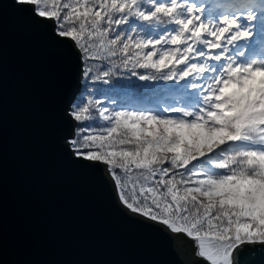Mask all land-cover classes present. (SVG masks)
I'll use <instances>...</instances> for the list:
<instances>
[{"label":"snow or ice","instance_id":"6c2138e0","mask_svg":"<svg viewBox=\"0 0 264 264\" xmlns=\"http://www.w3.org/2000/svg\"><path fill=\"white\" fill-rule=\"evenodd\" d=\"M11 2L78 62L85 89L127 78L146 95L135 77L183 90L187 103L151 109L73 97L64 154L101 169L136 223L194 240L208 264H254L264 254V0ZM98 118L105 127L86 123Z\"/></svg>","mask_w":264,"mask_h":264},{"label":"water","instance_id":"95a60500","mask_svg":"<svg viewBox=\"0 0 264 264\" xmlns=\"http://www.w3.org/2000/svg\"><path fill=\"white\" fill-rule=\"evenodd\" d=\"M0 3V264H208L192 239L122 212L101 169L67 159L78 62Z\"/></svg>","mask_w":264,"mask_h":264},{"label":"trees","instance_id":"16d2710c","mask_svg":"<svg viewBox=\"0 0 264 264\" xmlns=\"http://www.w3.org/2000/svg\"><path fill=\"white\" fill-rule=\"evenodd\" d=\"M135 85L148 84L149 87L141 90L133 86L125 87L128 83L127 78L122 79V83L113 87L116 78H113L112 84H104L103 82H86L87 88L81 87L79 97L83 93L85 102L89 97L100 100L104 106H125L129 109H151L156 107H164L169 104L180 106L187 103V97L183 90L176 91L170 88L166 82H142L138 81L135 77L131 78ZM111 90L109 91V89ZM93 127L100 129L106 126V122L99 118L94 121H89Z\"/></svg>","mask_w":264,"mask_h":264},{"label":"rangeland","instance_id":"374dc122","mask_svg":"<svg viewBox=\"0 0 264 264\" xmlns=\"http://www.w3.org/2000/svg\"><path fill=\"white\" fill-rule=\"evenodd\" d=\"M187 239H190V238H187ZM195 244H196V242L194 241L195 253H197V248H196ZM196 256H198V255L196 254Z\"/></svg>","mask_w":264,"mask_h":264}]
</instances>
